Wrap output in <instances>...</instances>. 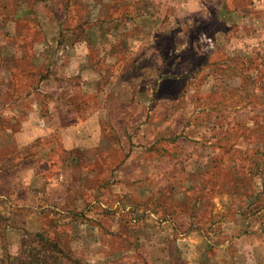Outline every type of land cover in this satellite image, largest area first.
<instances>
[{
	"label": "rangeland",
	"instance_id": "rangeland-1",
	"mask_svg": "<svg viewBox=\"0 0 264 264\" xmlns=\"http://www.w3.org/2000/svg\"><path fill=\"white\" fill-rule=\"evenodd\" d=\"M12 6L17 29L28 33L3 37L0 18V264H14L22 240L38 232L69 256L56 258L61 264H264V171L251 178L255 199L232 187L228 171L209 181L197 169L190 180L231 186L222 194L208 187L217 194L204 195L210 212L231 203L236 217L227 228L189 222L196 205L172 208L165 198L183 160L169 157L163 139L181 130L194 140L179 142L200 150L196 165L206 173L221 145L224 161L243 157L228 165L264 168V0ZM10 10L0 1V16ZM48 108L60 126L42 133L36 111L49 117ZM210 135L220 140L206 143ZM155 160L161 172L175 168L166 180L146 176ZM143 185L149 194L138 197ZM191 225L188 238L178 236Z\"/></svg>",
	"mask_w": 264,
	"mask_h": 264
},
{
	"label": "crops",
	"instance_id": "crops-1",
	"mask_svg": "<svg viewBox=\"0 0 264 264\" xmlns=\"http://www.w3.org/2000/svg\"><path fill=\"white\" fill-rule=\"evenodd\" d=\"M0 1H7L11 6V10L9 11V13H6V12L1 13V16H3L4 19H6V21L4 20V22H5L4 26H3L4 32L2 33V36L5 38H8V36L13 37V36H15L16 28L19 27V24H16V21L18 19H16V16H14L16 9L12 6V4L14 3V0H0ZM20 27H21V25H20ZM2 45L6 46L5 49L8 46H10L9 44H2ZM37 105H38V108L40 109L41 105L39 103H37ZM39 109H38V111H36V115H37V117H40L42 120L41 126L39 128L42 133H44V131H46V130H49V132L51 130L53 132L54 128H57L60 126V121H58V114L56 112L57 109L48 108L49 109V117H44L42 114H40ZM58 113H60L59 110H58ZM183 127H186V125H182L181 129ZM180 131L174 132V133L170 134L169 136H165L163 138V139H167L168 143L170 144V149H167L164 147V149H167V154H169V157L172 158V156L174 154H175V156L180 155V156H182V160H183L182 163H180V162L178 163V164H180V166H182V169L180 170L181 181L180 182H177L176 180H175V182L170 181L169 183H167L164 186L165 187L164 190L167 192L165 195L166 196L165 198H166V200H168L167 202L172 208L183 207L185 201H188L190 199V205L189 206L194 207V204H195L197 207V211H199V213L194 214V216L192 214H190L192 216H190L191 218H189L187 220L189 222L191 221V222H195V223H204L207 225L211 224V226L213 224L218 223V224L222 225L224 228H227L225 225H232L233 219H235V217H236V214L234 212L235 206L234 205L231 206L232 204L230 203V204H227L225 206V210H224V206L222 207L223 210L220 209L222 212H217L215 210H212L210 212L212 201L206 200V198H204V195H206L207 192H209V195L216 194V190L215 191H209L208 187H216L219 189V193H220V191H225V190L229 191V188H231V186L227 182H219L220 184L217 183L216 185H210V186L206 187L205 182L204 183L201 181L200 182H198V181L194 182V181L190 180L191 177L197 175L196 170L198 169V171H202L201 173H204L207 176H209L208 180L210 181L214 177L216 178L217 173H220L221 170L222 171L226 170L229 172V176H230L229 181H230L232 187H235L237 190H240V192L244 191L243 195L247 196L248 198L255 196V199H256V194H255L256 189L253 187V183L251 181V178L254 176L262 175L264 168L262 169V166L250 167V165L247 168H244V166H242V165L235 166V168H234L232 166V164L228 165L227 162L231 161L233 158L238 159V157H239V159H243V157H240L241 154L240 155L238 154V156H235V157L233 156V157L227 158L226 161H224L223 155L225 154L226 149L223 148V146L221 145V147H219V148L215 146L213 149V152H211L209 154L210 157H208V158H210V159L207 162L209 164H211V167H210L211 170L206 173V171L202 170V168H199V166L196 165L197 164V157H198L197 151L200 152V150H196V151L194 150L195 152L192 151L190 153L189 152L190 150L189 151L185 150L183 145H181V143L179 142L181 139L186 144H189V143L193 144L194 140H191V138L184 137L181 134H178ZM208 138L209 139H208V141H206V143H208L210 141L217 142L220 140L219 136L210 135ZM159 143H161V142H159ZM173 143L176 144L175 152L173 151L174 150V148L172 146ZM195 144H197V143L195 142ZM140 149L145 150L146 147L145 146L140 147ZM216 149H217V151H215ZM219 149H222L220 153H219ZM162 152H164V151H162ZM159 155H160V152L157 153V159L160 160V159L165 158L164 155H160L161 157H158ZM244 155L245 154H243V156ZM97 157L98 158H96V160L101 159L100 156H97ZM127 157L128 156L125 157L124 163H127V162H125L128 159ZM155 157H156V155H155ZM83 159H84V161L81 164H85L86 162H88L85 157H83ZM146 160H147V158H146ZM172 163L174 164V162H172ZM189 164L194 165V166H192L193 168H191L189 166ZM114 165H115L114 167L110 168V171H109L110 173H115L119 170L118 169L119 166L116 167L117 163H115ZM174 165H177V163H175ZM161 169H162L161 163L156 162V160H155V165L153 166V169L151 171H148V173H146V176L148 174V175H153L154 178H156L157 175L162 174V175H165V180H166L167 177L168 176L170 177V175L174 172L175 168H173L172 170H170V168H166L165 169L167 171L166 173L161 172ZM248 170H249V172H248ZM221 175L224 176V174H221ZM117 177H119V176H117ZM126 179H128V177ZM225 179H227V181H228L227 177H225ZM120 182L124 186L127 185L125 182H122V181H120ZM116 183L117 182H115V185H116ZM154 186H155L154 191H156L157 186L155 184H154ZM143 187H144V185L139 186L138 197L145 196V195L149 194V192H146V187L145 188H143ZM248 187H249V189L251 187L252 191L248 190ZM253 189H255V192ZM195 190L197 193L195 194V197L192 200L191 199V192H193ZM125 191H127V190H125ZM222 193H224V192H221L220 194H222ZM176 194H178V197H174ZM202 195H203V197H202ZM203 198H204V200H203ZM202 203H205V209L207 207L204 215H202L204 212L203 208H202L203 207ZM232 207H234V209H232ZM255 208H257V207H255ZM258 208H261V206H258ZM217 213L221 214V216H220V217H222L221 220L216 219V216H219V214H217ZM175 218L176 217L173 216V217H170L167 219L170 220L171 222H176ZM192 218H194V219H192ZM192 226H194V225H191V227H187L185 230L179 232L178 236L179 237L182 236L181 238H183V239L188 238L189 235L191 234V232H193V230H194V229H192V228H194ZM161 237L162 236H160V238ZM263 237H264V234H263ZM205 238H207V237H205ZM227 244L225 241L224 243H221L220 246L227 247L226 246ZM218 246H219V244H217L215 246V244L213 243L211 246L207 247L209 249V250H207V252L212 254L211 250L215 249V247L218 248ZM176 247L179 250V248H178L179 246L177 245ZM204 254L206 255V252H204Z\"/></svg>",
	"mask_w": 264,
	"mask_h": 264
},
{
	"label": "trees",
	"instance_id": "trees-1",
	"mask_svg": "<svg viewBox=\"0 0 264 264\" xmlns=\"http://www.w3.org/2000/svg\"><path fill=\"white\" fill-rule=\"evenodd\" d=\"M1 20H5L3 16H0ZM25 25V24H24ZM18 28H21L20 26ZM25 29H28V25L25 26ZM28 30L23 33V30L16 28V35L19 36H26ZM256 163V162H255ZM254 165V163H253ZM249 172V170H248ZM25 244L19 253L15 256L14 264H48V259L50 258L53 262L52 264H61L56 258L64 257L68 258L69 256L63 254V250L59 249L55 245L49 244L47 240L44 238L43 234L38 232L34 234L31 239H23L22 240ZM32 241H35L37 246L39 247L37 250H33L29 245ZM29 247V248H27ZM28 249V250H26ZM57 260V262H55ZM59 262V263H58ZM62 262V259H61ZM73 264H81L76 260H72ZM12 264V262H10Z\"/></svg>",
	"mask_w": 264,
	"mask_h": 264
}]
</instances>
